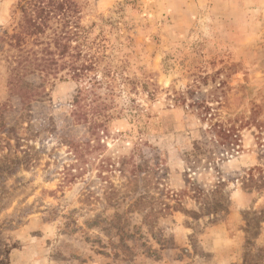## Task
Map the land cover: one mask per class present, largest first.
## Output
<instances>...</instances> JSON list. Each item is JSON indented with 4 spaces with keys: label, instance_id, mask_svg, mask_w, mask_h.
I'll return each mask as SVG.
<instances>
[{
    "label": "rangeland",
    "instance_id": "1",
    "mask_svg": "<svg viewBox=\"0 0 264 264\" xmlns=\"http://www.w3.org/2000/svg\"><path fill=\"white\" fill-rule=\"evenodd\" d=\"M79 1L119 78L94 133L0 48V264H264V0Z\"/></svg>",
    "mask_w": 264,
    "mask_h": 264
},
{
    "label": "trees",
    "instance_id": "2",
    "mask_svg": "<svg viewBox=\"0 0 264 264\" xmlns=\"http://www.w3.org/2000/svg\"><path fill=\"white\" fill-rule=\"evenodd\" d=\"M17 10L20 16L14 28L11 32L6 30L0 38V48L11 52L5 59L13 74L10 80L13 93H18L27 73H39L49 79H71L80 85L75 120L84 119L91 130L102 127L106 122L103 117H109L106 99L115 95L119 78L116 70L101 69L100 57L85 49L84 39L95 23L89 27L82 24L80 1L18 0ZM102 89L106 90L104 94ZM181 98L174 96L173 100Z\"/></svg>",
    "mask_w": 264,
    "mask_h": 264
}]
</instances>
